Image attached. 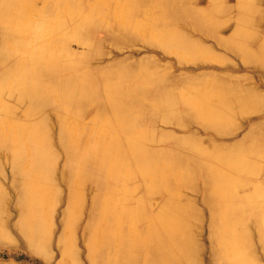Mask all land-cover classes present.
<instances>
[{"label":"bare ground","instance_id":"1","mask_svg":"<svg viewBox=\"0 0 264 264\" xmlns=\"http://www.w3.org/2000/svg\"><path fill=\"white\" fill-rule=\"evenodd\" d=\"M188 20L257 76L96 50L139 40L215 60ZM262 69L264 0H0V213L14 198L21 242L46 264H264V120L244 116L264 112Z\"/></svg>","mask_w":264,"mask_h":264},{"label":"rangeland","instance_id":"2","mask_svg":"<svg viewBox=\"0 0 264 264\" xmlns=\"http://www.w3.org/2000/svg\"><path fill=\"white\" fill-rule=\"evenodd\" d=\"M231 3L232 2H230V4ZM195 6L201 9H207L208 7L207 2L205 1L196 2ZM214 15L220 18H225V16L222 13H216L215 11H214ZM184 23L182 25H185L189 29H194L195 33L197 34L201 32L202 34H205L211 37L210 34L215 32V29L214 31L211 30L210 32H204L200 30L194 24V22H191L189 20L185 21ZM173 24L170 26L174 29ZM221 25L222 24H220V26ZM241 25L247 28L248 30H251V29L254 30V28H258V30H260L262 28L259 23L256 24V22H254L253 20H243L241 21ZM220 26H218L217 29L224 28L223 26L222 27ZM178 30L180 31L179 28ZM102 33L103 31L99 30V34L97 35L96 38L100 37ZM82 36L86 40L88 39L89 42L93 41V39H89V36H84L83 34ZM187 37L190 39H194V38H197V35L195 34L191 37L189 36ZM96 38L94 40H96ZM198 42L200 43L201 46L204 47V49H202L203 50L202 54L206 57L213 56L215 60H212L211 62L210 61L202 62L200 59L191 60L186 55H184L183 57L182 55L179 56L172 52H164L161 49V47L158 46L157 44L156 45L146 44L139 40H136L133 43L128 42L127 40L119 41L117 43L115 42L113 43L112 41H107L103 44L101 49H96V50H99L102 53L101 55H103L105 59H113V58L121 57L124 55H130L131 57H129L127 60H131L134 57L147 56V57L152 58V61L159 64L161 68H163L164 73L168 72L169 74H177V75L180 74V75L187 76V77H193L199 73H203L204 76H208L209 72H212L213 74L225 75L228 78H237V81H240V84H243V79L241 77L242 75H247L251 77L252 79L253 77L257 76V73L255 72L256 70L252 67V65L242 63L241 60H239L238 58L231 57L229 53H227L223 48H221L220 46H218V44H216V41L213 40L212 37L204 38V39L200 38ZM240 42H242V39H239L237 41V44ZM71 43L75 44L76 42H71ZM204 45L207 47H205ZM74 47L76 46L74 45ZM231 66H235L236 68L234 67L232 68ZM261 71H262V76H263L262 78L264 79V70L262 69ZM256 88H257V91L259 92V96H257L259 97L258 98L259 101H255L253 103V106H255L256 108L264 107V85H257ZM91 115L92 113L90 114L88 113V115H85V117H87L88 119L91 117ZM244 116L246 117L247 122H249L253 118L255 120L256 119L264 120V112H257L253 114L245 113ZM240 117L241 116L237 114L236 120L240 121ZM143 123L146 124L148 122L144 121ZM182 123L180 125H182ZM233 124L236 125V122L233 121L232 125ZM162 128H164V130L167 132L170 131L174 133L178 137L194 135L196 137L200 136V137L212 139L214 142H217V143L222 142L223 140H226L228 138V135L223 136L222 138L216 137L210 131L203 132L200 130V128H198L199 130L198 129L194 130L192 127L188 129L185 126L182 128L179 125L177 127L172 126V125L162 126ZM241 130L237 129L236 133L237 132L239 133ZM166 145H170V143L167 142ZM46 181L49 182L48 180ZM8 184H9L8 178L5 179L3 183H1L2 187L5 188V191L11 193V189L8 187ZM183 190L185 191L186 189H183ZM198 196H199V193H198ZM13 202H14V198L9 199L10 208H11L9 212H8V209L4 207L3 211L0 213V220L3 214L6 212H8L11 218L10 224H7V226L4 225L5 233L10 238V240L0 238V264H46V259H44L43 254L36 252V251L34 252L31 248H28L27 246L23 245V243L21 242V235L19 234L16 227L13 225L15 223L14 216H16L17 214V212H15L14 208L12 207ZM202 212H203V217H204V214L206 212L205 211H202ZM83 216H85V214ZM56 219L58 220V217ZM83 223H84V220H82L81 222L82 225L80 224V227L83 226ZM58 230L56 231V233L58 232ZM80 264H86V262H84V260L82 259V262L80 261Z\"/></svg>","mask_w":264,"mask_h":264}]
</instances>
